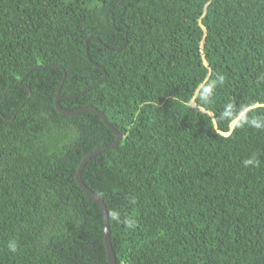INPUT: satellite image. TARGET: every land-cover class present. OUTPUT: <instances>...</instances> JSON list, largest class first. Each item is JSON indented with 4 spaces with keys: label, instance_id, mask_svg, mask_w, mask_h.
<instances>
[{
    "label": "trees",
    "instance_id": "1",
    "mask_svg": "<svg viewBox=\"0 0 264 264\" xmlns=\"http://www.w3.org/2000/svg\"><path fill=\"white\" fill-rule=\"evenodd\" d=\"M63 74L116 264H264V0H0V264H108Z\"/></svg>",
    "mask_w": 264,
    "mask_h": 264
},
{
    "label": "water",
    "instance_id": "2",
    "mask_svg": "<svg viewBox=\"0 0 264 264\" xmlns=\"http://www.w3.org/2000/svg\"><path fill=\"white\" fill-rule=\"evenodd\" d=\"M58 68V66L56 67ZM65 75L63 74V77L59 83V86L57 88V91H56V94H55V98H54V101H53V106L55 108V110L62 114V115H65V116H73V115H77L79 113H84V112H90V113H93L95 115H97L102 123L106 126L107 129H109V131L114 135V138H115V141L114 143L110 146V147H104V148H99L91 153H89L88 155H86L79 163L78 167H77V170H76V173H75V182L77 184V186L79 187V189L85 194L87 195L90 199H92L96 204L97 206L99 207V210L101 212V215H102V222H103V242H104V247H105V253H106V260H107V263L108 264H116L115 260H114V257H113V254H112V250H111V247H110V244H109V238H108V226H107V214H106V209H105V206L103 204V202L101 201V199L94 195L81 181V178H80V174H81V170L83 169V166L84 164L86 163L87 160H89L92 156H94L95 154H97L98 152L100 151H103L107 148H114L118 145L120 139H121V136L118 134V132L116 130H114L110 125L109 123L107 122L106 118L104 117L103 114L99 113L98 111H96L95 109L93 108H84V109H81V110H76L74 112H67L65 110H63L59 104H58V100L60 99L59 97V90H60V87L62 85V82H63V79H64ZM235 123V122H234ZM234 123L232 124V126L234 125ZM232 128V127H231Z\"/></svg>",
    "mask_w": 264,
    "mask_h": 264
},
{
    "label": "clouds",
    "instance_id": "3",
    "mask_svg": "<svg viewBox=\"0 0 264 264\" xmlns=\"http://www.w3.org/2000/svg\"><path fill=\"white\" fill-rule=\"evenodd\" d=\"M219 80L222 82L223 77H219ZM214 87H215V85L212 83L202 82L201 85L198 86L199 98L202 101L207 102L210 99V97L213 95ZM251 123L257 128L261 127V123L257 122L256 120H252ZM254 163H255L254 159H249V160L245 161V166L251 165ZM132 202L135 203L134 198L132 199ZM109 218L111 221L116 222L118 224L122 223L128 229H133L136 227L135 219H133L132 217H122L121 212L117 209L110 210ZM8 249H9V251H11L13 253L16 252V250H17L16 243L10 241L8 244Z\"/></svg>",
    "mask_w": 264,
    "mask_h": 264
},
{
    "label": "rangeland",
    "instance_id": "4",
    "mask_svg": "<svg viewBox=\"0 0 264 264\" xmlns=\"http://www.w3.org/2000/svg\"><path fill=\"white\" fill-rule=\"evenodd\" d=\"M230 126L232 127V124Z\"/></svg>",
    "mask_w": 264,
    "mask_h": 264
}]
</instances>
